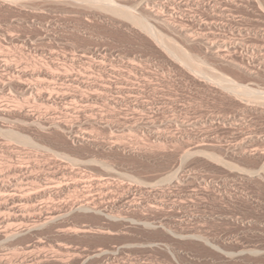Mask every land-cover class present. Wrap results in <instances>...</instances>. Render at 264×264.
I'll list each match as a JSON object with an SVG mask.
<instances>
[{
    "label": "rangeland",
    "instance_id": "374dc122",
    "mask_svg": "<svg viewBox=\"0 0 264 264\" xmlns=\"http://www.w3.org/2000/svg\"><path fill=\"white\" fill-rule=\"evenodd\" d=\"M178 1L183 6L181 9H187L183 18L187 24L193 23L198 30L210 27L211 22L206 16L210 13L208 1H204V5L201 4L198 8H196L194 0ZM23 2H20L22 3L20 5L17 3L15 5L9 0H6L5 5L0 3V29L3 31L0 37V55L6 58L8 65H12L11 69L3 71L5 75L0 77V80H6L7 77L10 79L18 77L22 82L25 81L36 87L41 81L44 86L43 91H52L47 86L50 83L56 87V91L55 89L53 91L55 96H52L54 99L44 97L35 100L31 94L24 95L26 92L19 88L5 87V89L1 87L0 105L11 104L15 107L21 101L20 103H24L22 105L25 106L26 111L38 114L42 118L55 121L63 120L72 125L74 121L82 122L90 117V122L94 124L89 125L88 122L80 124L81 130L86 132V139H88H84L83 145L78 146L73 145L71 135L62 134L59 131L43 130L41 135L32 139L30 145L7 141L0 136L1 169H7L6 167L11 169L21 164L24 165L22 166L24 172L29 174L31 173L29 171H33V174H39L41 181L44 178L55 176V182L60 180V182H67L65 184L70 186V192L60 191L57 192L58 194L44 195L43 198H32L33 200L28 203L32 209L29 213H34V211L39 213L43 217V221L47 220L45 217L49 216L48 218H50L51 214L52 217L56 214L57 220L58 218L59 220L54 222V225L46 223L47 227H40L37 232L26 231V235L6 242L0 247V257L7 259L11 264L22 260L30 262L44 260L42 264H56L57 262L60 264L59 259L68 264H79L81 259L85 260V257L95 249H116L119 247L116 250H119L117 253H120L109 261H113L112 264H223L208 249L184 243L193 241H181L166 233L165 229H149L138 223L143 219L150 222L166 223L169 215L180 220L176 227L172 226L171 228L175 236L192 231L193 233H204L211 238L234 239L240 237L252 242H264V231H242L221 220L222 216L229 212L243 216H264V188L258 182L244 183V192L237 198H229L211 183H200L199 185V181L188 180L187 177L177 183L172 176L173 173L175 176L177 173L182 175L189 169L209 172L208 174H212V176L210 175L212 178L220 176L219 173H216L218 171L210 170L208 160L203 155L195 154L184 157L183 152L202 143L203 140L206 144L214 142L226 144L241 135V133H237L236 129L230 128L231 131H227L225 129L228 128L227 125L222 127L217 124L213 127L200 128L197 126L198 124L193 123L191 127H188L189 135L182 130L187 121L196 122L210 119L211 116L224 117L236 113V107L232 106L229 101L219 99L216 97L217 93L204 89L202 83H199L213 81V79L215 81V76H212L213 79L210 78L211 74L207 75V71L202 70L199 66L185 64L184 61L182 63L172 57L174 61L166 59L164 53L162 54L158 48L162 47L163 49L166 46L163 45L166 44V41L160 40L163 42V46H161L158 43L159 39L157 41V38L154 37L152 40L153 36L145 33L138 24L130 23L122 17L118 18L117 15L115 17L110 12L99 11L98 8L95 10L90 5H85L88 6L85 7L82 4L67 3L64 5L63 3L57 5ZM23 6L25 9L22 8ZM137 7L133 9L137 11L136 13L144 14L142 11H147L145 6L137 5ZM212 27L217 34H236L239 30L244 31V26L235 20L212 23ZM217 34L211 38L220 39ZM249 36L246 46L237 48V54L234 52L230 58L234 57L233 60H238L239 56L244 55L247 58L246 51L252 50V47L264 53V35L250 34ZM153 41L156 42L152 43ZM104 49L108 53L111 52L113 58L110 57L107 65L105 64L99 69L96 63H92L94 58L92 50L94 52ZM79 50H85L87 55L81 57L82 55L78 53ZM115 54L136 61L131 62L136 65L130 64V62L128 64L126 60L123 63L119 60L116 61ZM156 62L160 64V67H155ZM209 62L225 78L236 82L254 80L264 84L262 78L249 77L244 72L231 70V67L227 69V66L224 68V66L213 65L211 60ZM49 70L57 75H64L65 80L63 79L61 82L55 78L51 79ZM41 74L44 75L41 76ZM82 74L85 76L82 77ZM19 75L24 76L19 77ZM100 76L103 80L100 79ZM73 77L83 79L84 83L75 82ZM52 80L53 82H51ZM66 80L68 81L66 82ZM105 82L108 87L113 88L107 89ZM56 85L58 87L60 85V89ZM79 85L81 86L79 87ZM117 85L122 87L116 88ZM91 86L95 91L90 93ZM76 87L81 90L75 89ZM95 88L101 91L100 93L108 92V96L118 93L119 97L115 95V100L106 101L107 103L96 101L93 98V94L97 91ZM73 90H76L77 94L82 93L86 96L93 94L88 96L90 99L83 95L85 97L83 101L72 97L75 94ZM80 91H85L87 94ZM58 92L60 94H57ZM63 92L67 94L64 95ZM129 92L131 95H135L134 98L127 94ZM120 95H122V99ZM124 95L125 98H123ZM64 96L69 98L66 99ZM105 121L108 123L105 124ZM219 122L221 123V121ZM262 122L264 124V120ZM151 123L156 128H154L156 130L154 132L147 129V125H151ZM253 128L255 129V127ZM233 131L234 135H232ZM219 152L218 150V153L217 151L213 153L224 157V153L220 152L219 154ZM63 153H65V159L62 157ZM66 153L69 155L67 156ZM66 158L73 161L70 162V159ZM104 166L110 168L114 175L108 176ZM62 172L64 173L62 174ZM60 174L64 175L62 179L66 178L67 181L66 179L62 180ZM99 183L101 186L103 184V188ZM97 187L100 188L97 190ZM25 188L29 190L30 185L27 184ZM85 188L89 190L86 192ZM35 191L36 189L30 193ZM85 194L88 199L98 200L95 202L99 206L102 205L100 211H103L101 212L103 215L74 212L68 218L67 210L72 204L88 200ZM100 197L102 198L100 199ZM8 214V209L2 210L0 218H6ZM107 214L112 219L105 218ZM37 218L34 217V220L30 218L26 224L34 225L32 221L37 222ZM206 219L209 220L205 221ZM130 220L136 221V223ZM20 221L22 220H6L2 224V229L14 232L16 229L28 227L24 221ZM196 221L198 222L195 223ZM81 228H84L85 232H80ZM103 229H105L104 232ZM150 242H160L161 246L150 249L148 248ZM122 246L124 249L130 248V251L124 250ZM243 258L239 259L238 264H264V257L257 259L244 256ZM89 262L96 264L97 261L90 258Z\"/></svg>",
    "mask_w": 264,
    "mask_h": 264
},
{
    "label": "bare ground",
    "instance_id": "6f19581e",
    "mask_svg": "<svg viewBox=\"0 0 264 264\" xmlns=\"http://www.w3.org/2000/svg\"><path fill=\"white\" fill-rule=\"evenodd\" d=\"M4 1L6 2V0H0V3L4 4L5 3ZM9 1L13 2V4H15V5H17V4L20 5V4H22L20 2H23V0H9ZM204 1H208V4L210 5V8H209L210 13L206 14V16L208 17V20L211 23L209 24L210 25L209 28L205 27L203 29L198 30V29H196V27L194 26L193 23L187 24V22H185L183 20V18L185 17V13L187 12V9H181V7H183V6L179 4L178 0H24V2H27V3H38V4L39 3H42V4L54 3L57 5H60V4L64 3V5H66L68 3V4H80V5L82 4L84 6L90 5L93 9L98 8L99 11L103 10L106 12H110V13H112V15L114 14L115 17L119 16L118 18L122 17V18H125L127 21H130V23L138 24L139 28H142V30H144L145 33H148L150 36L151 35L153 36L152 40L154 39V37L157 38V41L159 39L158 43H160L161 46L166 45L163 47V49H162V47H158L159 45L157 46L160 49V52H162V54L164 53L163 55L166 59L168 58L170 61H174L173 59H175L176 61L178 60V61H181L182 63L185 62V64L187 63L189 65L193 64V65L199 66L202 68V70L207 71V73H206L207 75H209L208 73L211 74L210 78L213 79L212 76H215V81L213 79V81L209 80L210 82L204 81V83L203 82H199V83H202L201 85H202V87H204V89L206 88L209 91L212 90L213 92L217 93L216 97H218L219 99L221 98V99H224L223 101H225V100L229 101L232 104V106L236 107V113L233 114L232 116H224V117H219L217 115L215 117L211 116L210 119L199 120L196 122L187 121V124L184 125V128H182V130H183V132H185V134L189 135L190 132H189L188 127H191V125L193 123L198 124L197 126H199L200 128L213 127L215 124H217V125H222V127H225V125H227L228 128H225L227 131H231L230 128L236 129L237 133H241V135H240V137H236L233 139V141H229L226 144H222L221 142H214L211 144H206L205 141L203 140L202 143H200V144L198 143L193 148H190L189 150L183 152L184 157L192 156L195 154L203 155L205 157V159L207 158V160H208L207 163H208V166L211 167L210 170L211 171H218L216 173L217 174L219 173L220 176H218L216 174L217 177L212 178L211 177L212 174H208L209 172L206 173V172H203L202 170H194V169H189V171L183 173L182 175H180L181 173L179 175L177 173L175 176V173H173L172 176H174L175 182H177V183H180V181L182 182L185 177H187L188 180L191 179V180L199 181V185H200V183L201 184L211 183L213 186H217L220 189V191L222 190L224 192L225 196H227L229 198H234V197L237 198L245 190L244 183H247V182L250 183L251 181H253V182L256 181L259 183L260 186H262L264 188V126H263L264 124L262 122L264 120V84L257 82V81H254V80H248L245 82H241V81L236 82V81L231 80L230 78L229 79L225 78V76L223 74H221L220 72H217V70H215L216 68L211 66L209 61L211 60L212 64L213 65L215 64L216 66H221V67L224 66V68L227 66V69H228V67L229 68L231 67V70L234 69V71L238 70L241 73L244 72V73L248 74L249 77L254 76V77H259V78L264 79V53H262V51L256 50L255 47H252V50L246 51L247 52V55H246L247 58L245 57V55L242 57L239 56V59L236 58L238 60H233L232 58H234V57L230 58L234 54V52H236L237 48L246 46V44L250 38V36H249L250 34H254V35L263 34L264 35V0H194L195 4L197 6L196 8H198L201 4L204 5ZM137 5H139L140 7L145 6L147 11L143 10L142 12L144 14L136 13L137 11H135L133 9L135 7H137ZM67 6H69V5H67ZM79 7H82V6H79ZM85 7H88V6H85ZM22 8H24V6ZM36 8H38V7H36ZM139 9L141 10V8H139ZM106 12H104V13H106ZM110 13H107V14L110 15ZM232 20H235L237 23L242 24L244 26V31L239 30V31H237L236 34H234V33H230V34H225V33L219 34L218 33L217 34L215 32L214 28L212 27V23H217V22L220 23V22H225V21L231 22ZM2 32L3 31L0 29V37L2 36ZM148 34H146V35H148ZM216 34L219 36L218 38H220V39L211 38ZM162 39H163V42L166 41V44H163V42H160V40L162 41ZM155 42L153 41L152 43H155ZM31 44L33 45V43H31ZM195 47H198V48H195ZM165 50H166V53H165ZM85 52H86L85 50H79L78 51V53L82 55L81 57H84L85 55H87ZM88 53H91V52H88ZM236 54H237V52H236ZM92 55L94 56V58L92 57L93 58L92 63L93 62L96 63V65H98L99 69L102 68V66H105V64L107 65V63H108L107 61L109 60L110 57L113 58L111 55V52L108 53V51L105 49L104 50H95L94 52L92 50ZM127 58L128 57H123L120 55H116V58L114 57V59H116V61L119 60L122 63L124 60H126L128 64H129V62H130V64H134L131 62H136L134 60H130ZM113 61H112V63H113ZM134 65H136V64H134ZM155 67L156 68L160 67V64L158 62H156ZM11 68H12V65H10V64L8 65L6 58L3 55H0V69H1L0 77L5 75V74H3V71L6 72L7 69H11ZM102 70H104V69H102ZM113 71H115V70L113 69ZM51 72H53V71L51 70L50 74H49L51 79L55 78L58 81L62 82V80L65 78V77L63 78L64 75L63 76L60 74L57 75L54 72L53 73H51ZM85 73H87V72H85ZM34 74H35V72H34ZM100 74H98V75H100ZM43 75L41 74V76H43ZM46 75H48V74H46ZM82 75H83L82 77L85 76L84 74H82ZM20 76H24V75H19V77ZM65 76L67 77L66 74H65ZM102 76H100L101 77L100 79L103 80ZM87 77H89V76H87ZM90 77H91V75H90ZM86 78H84V79H86ZM96 78H97V76L95 77V79ZM20 80L18 77H17V79L16 78L10 79L7 77L6 80H4V79L0 80V88L1 87L2 88L9 87L10 89H12V88L18 89L19 88V89L26 92V93L23 92V93H25L24 95H26L27 93L31 94L35 100H40L44 97L53 98L52 96H55V95H53L54 94L53 91H54V89L56 91V87L53 84L49 83L47 85L49 88H51L52 91H48V90L43 91L44 86L41 83V81L38 83V85L36 87V86H32L29 83H26L25 81L22 82V80L21 81ZM67 81L68 80H66V82ZM74 81L81 83V84L84 83V80L83 79L80 80L79 78L78 79L74 78ZM110 81H112V80H110ZM51 82H53V80ZM61 82H59V83H61ZM70 82H73V81H70ZM92 82H90V83H92ZM95 82H96V80H95ZM105 83H106L105 85L107 86L108 85L107 82H105ZM93 84H95V83L93 82ZM76 85H78V84H76ZM80 86L81 85H79V87ZM84 86H85V84H84ZM117 86L118 87H116V88H119L121 85L120 86L117 85ZM61 87H62V85H61ZM79 87H76L75 89L78 88L81 90V88H79ZM58 88L60 89V85ZM109 88H111V87H108L107 89H109ZM61 89H63V88H61ZM82 90H84V89H82ZM114 90H115V88H114ZM94 91L95 90L92 87L90 93L94 92ZM97 91L94 94L92 93L94 95L93 98L96 101H99V102L101 101L103 103H107L106 101L115 100V95L118 94V93L115 95L113 94V96H114L113 97V96H108V94H109L108 92L103 93L104 92L103 91L102 93H100L101 91H98V92ZM120 91H122V90H120ZM49 92H51V93H49ZM60 92H58L57 94H60ZM73 92L75 93L74 95H72L73 98L84 101V99H85L84 96H86L85 94H83L84 96L82 95V93L77 94L76 90H73ZM80 92H83V91H80ZM86 92H88V91H86ZM69 93H71V92H69ZM129 93H127V94L130 96L132 92L130 94ZM66 94L67 93H64V95H66ZM91 95H87L86 98L88 96H91ZM125 95L123 98H125ZM128 95H126V96L129 97ZM56 96H59V95H56ZM117 96L119 97V95H117ZM121 96L122 95H120V97ZM134 96H133V94L131 95L132 98H134ZM62 97H63V95H62ZM64 97H66V96H64ZM67 97H66V99H67ZM121 99H122V97H121ZM95 100H93V101H95ZM26 101L28 103V100H26ZM55 101H56V99H55ZM88 101H90V100H88ZM15 102H17V101H15ZM20 102H19V105H18V103H16V105H18V106H15V107H13V105L10 104L12 106V108L8 104H7L8 106L0 105V136L5 138L7 141H15L16 143H19L22 145H30L32 143V141H33L32 139L34 137L41 135L43 133V130H48V131H59L62 134H68V136L71 135L72 142H74L73 145L75 144V146L76 145L78 146V145H83L82 142H84L85 141L84 139H86V134H85L86 132L84 133L81 130L80 124L83 122H88V123H90L89 125L94 124L93 122H90L91 121L89 119L90 117L89 118L85 117L87 119H85L82 122H79V120L74 121V122L72 121L73 122L72 125H71V123L69 124V122H64L63 120L55 121V120H51V119L44 118V117L42 118L38 114L35 115L33 112L31 113L30 111H26L27 109L25 108L26 109L25 110L24 109L25 106L22 105L24 103L21 104ZM122 102H124V101H122ZM108 104H110V103L108 102ZM20 118H22V119H20ZM53 118L56 119L55 117H53ZM67 121H69V120H67ZM219 121H221V123ZM261 122L263 125L261 124ZM107 123L108 122L105 121V124H107ZM153 123H151V125H147L148 126L147 129L150 132L156 131V130H154L155 127L153 126ZM196 124H194V125H196ZM74 125H76V126H74ZM252 126L255 127V129ZM232 135H234V131L232 132ZM157 136L159 137V135H157ZM72 142H70V143H72ZM67 148H69V147H67ZM208 148H210L212 151ZM71 150H73V149H71ZM218 150L220 152L224 153V157L221 156L222 157L221 158L218 155H216L218 153ZM216 151H217L216 154L213 153ZM220 152H219V154H220ZM64 154L65 153H63V155ZM66 155L68 156L69 154L66 153ZM56 157L58 158V156H56ZM62 157L64 158L65 155ZM226 157H228V158H226ZM66 159L69 160L70 158L69 159L66 158ZM226 159H228L230 161H227ZM71 161H73V160L70 159V162ZM239 162H241V163H239ZM56 164H57V161H56ZM58 164L60 165V163H58ZM18 165H16V167L13 165L14 167H12L11 169L8 167H6L7 169H4V168L1 169V167H0V211L5 210V209H8V211H9V214L6 218H0V247L3 246L6 242H11L13 239H15L21 235H26L27 234L26 231L29 232V231L33 230L34 232H37L40 229V227L42 228V227L46 226L48 223H52V225H54V222H57L59 220V218L57 220L56 214H54L55 216H53V217L51 214L50 218H48L49 216L45 217V218H47V220H46L47 222L45 221V219H44V221H45L44 222L42 220L43 217L40 216L39 213H36L35 211H34V213L33 212L29 213L31 208L29 207L28 203L34 199L33 197H40V198L42 197L43 198L44 195H47V194L51 195V194H55L57 192L59 193L60 191L67 192L70 189L69 184H65L67 182H65V183L63 181L60 182V180L58 182H55V180H56L55 176H52V177L50 176L51 179L50 178H44V176H43L44 180L41 181L39 174H37V173L33 174V171H29L32 174L31 173L27 174L22 169V166H24V165H21V164L19 166ZM63 166L65 167V165H63ZM60 167L62 168V166H60ZM104 167L106 168L105 171H107L108 176L114 175L110 168H107L106 166H104ZM63 169H65V168H63ZM57 172H59V171H57ZM38 173H39V171H38ZM63 173L64 172H62V174ZM213 174H215V173H213ZM63 177H64V175L61 177V179ZM65 179H62V180H65ZM66 181H67V179H66ZM27 184L30 185L29 190L34 191V189H36V191L30 193L31 191H29L27 188H25ZM61 184H63V185H61ZM100 186H101V184H100ZM101 187L103 188V184ZM98 188H100V187H97V190H98ZM84 190H86V192H87L89 189L87 190L85 188ZM103 191H101V192L103 193ZM83 192H85V191H83ZM98 193H100V192L98 191ZM60 194H59V196H60ZM63 194H64V192H63ZM87 194H90V193H87ZM53 196H55V195H53ZM59 196L56 195V197H59ZM92 196H90V197H92ZM49 197H51V196H49ZM86 198L88 199L87 195H86ZM101 198L102 197H100V199ZM91 199H92V201H91ZM104 200H105V198H104ZM95 201H98V200L90 198L86 201H82L81 203L80 202H78L77 204L71 203L72 205L71 206L69 205L70 208H69V210H67V213L69 212L68 215L66 214L67 217L74 212L93 213V214H98V215L102 214L101 212H103V211H100V209H101L100 206H102V205L99 206L98 203H96ZM99 204H100V202H99ZM179 204L181 205V202ZM27 207H29V208H27ZM58 215H61V214H58ZM192 215H190V216H192ZM34 217L35 218L38 217L37 222L39 221V223L32 221V222H34L33 223L34 225H31L32 223L29 222L31 226L30 225L28 226V224H26V222L29 221L30 218H31V220H32V218L34 220ZM161 217H163V216H161ZM167 217H169V218H167L166 223L165 222L164 223L163 222L162 223L161 222L156 223L155 221H154L155 222L154 223V222H150L147 219H145V220L143 219L140 221L138 220L139 221L138 223L141 226H143L145 228H149V229H157V228L165 229L166 233L170 234L174 238L181 240V241H186V240L193 241V242H184V243H190V244H193L194 246H199L202 249L203 248L208 249V251H211L213 254H215L221 260V262L223 264H238L239 259L241 257H242V259H244L243 258L244 256L253 257V258H257V259H260V258L262 259L264 257V242H252V241H248V240H245L243 238H240V237H235L234 239H229V238L226 239L227 237L225 239L211 238L209 235H206L204 233L203 234H201L200 232L193 233L192 231H187L182 235L175 236L173 231L171 230V228H172V226L176 227V224H177L179 218L176 219V218H174L175 216H170V215ZM105 218L108 219L111 217L107 214L105 216ZM157 219H159V218H157ZM189 219H192V218H189ZM6 220H9V221L10 220L11 221L22 220L25 222V225L28 227H26V228L23 227V228L18 229V230L16 229L14 232H9V231L2 229V224ZM208 220L209 219H206L205 221H208ZM221 220L228 223V225L229 224L234 225L235 227L239 228L242 231H246V232L251 231V230H256V231H261V232L264 231V216H254V215L243 216V215H240V214H237L234 212H229V213L225 214L224 216H222ZM22 221H20V222H22ZM127 221H125V222H127ZM130 221H132V220H130ZM158 221H160V220H158ZM197 222L198 221H196L195 223H197ZM35 223H37V224H35ZM133 223H136V221ZM62 224H60V225L62 226ZM65 224H66V222H65ZM70 225L72 226V224H70ZM49 226H50V224H49ZM65 226H68V225H65ZM136 226H138V225H136ZM107 229H106V231H107ZM75 230H77V229L75 228ZM82 230L81 231L78 230V231L85 232L84 228ZM104 230L105 229H103V232H104ZM158 246H161L160 242H158V243L150 242L148 248L152 249V248H155ZM162 246L167 247L166 245H162ZM122 247L124 249V246H122ZM117 248H119V247H117ZM116 249L115 248L114 249L113 248L95 249L85 257V260L84 259H81V261L78 260V261H80L78 263L79 264H90V262L88 263V260L90 258L91 259L94 258L97 261L96 264H112L111 262H113V261H111V262H109V261L111 259H114V257L120 253V252L117 253L119 250H116ZM120 249H122V248H120ZM126 249H128V248L126 247L124 250H126ZM40 259H41V257H40ZM43 261L38 260L37 262H35V261L30 262V261L22 260V261L14 263V264H42ZM59 261H60V264H68L67 262H63L64 260L62 261L59 259ZM0 264H11V262L5 258L0 257Z\"/></svg>",
    "mask_w": 264,
    "mask_h": 264
}]
</instances>
